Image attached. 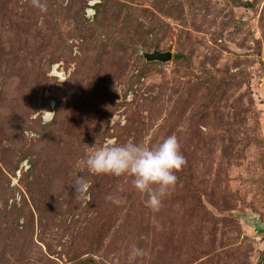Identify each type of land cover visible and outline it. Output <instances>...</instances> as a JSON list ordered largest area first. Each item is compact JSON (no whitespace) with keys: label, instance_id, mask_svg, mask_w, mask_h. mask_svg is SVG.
Instances as JSON below:
<instances>
[{"label":"rangeland","instance_id":"obj_1","mask_svg":"<svg viewBox=\"0 0 264 264\" xmlns=\"http://www.w3.org/2000/svg\"><path fill=\"white\" fill-rule=\"evenodd\" d=\"M169 135L186 163L158 211L131 177L78 172L107 139ZM134 246L133 264H264V0H0V264Z\"/></svg>","mask_w":264,"mask_h":264},{"label":"clouds","instance_id":"obj_2","mask_svg":"<svg viewBox=\"0 0 264 264\" xmlns=\"http://www.w3.org/2000/svg\"><path fill=\"white\" fill-rule=\"evenodd\" d=\"M38 6L44 10L43 5ZM49 119L45 117L44 123H48ZM185 163L186 160L175 135L163 137L159 142L148 145L132 141L120 144L115 139H107L101 146L88 153L78 172L83 173L86 170L91 175L131 177L132 187L146 195L145 205L153 211H158L163 199L177 182L178 177L175 172ZM71 185L78 199L84 200L89 196L92 185L84 175H77ZM106 199L117 205L123 202L113 196H108ZM89 201L90 198L85 200L86 206ZM145 254L144 249L132 247L128 255L129 264H133L137 258Z\"/></svg>","mask_w":264,"mask_h":264},{"label":"water","instance_id":"obj_3","mask_svg":"<svg viewBox=\"0 0 264 264\" xmlns=\"http://www.w3.org/2000/svg\"><path fill=\"white\" fill-rule=\"evenodd\" d=\"M143 57L146 61L167 62L172 58V53L171 51L162 52L160 50H153L151 52L143 53ZM253 225L257 232L263 230L261 223L256 218L253 219Z\"/></svg>","mask_w":264,"mask_h":264},{"label":"trees","instance_id":"obj_4","mask_svg":"<svg viewBox=\"0 0 264 264\" xmlns=\"http://www.w3.org/2000/svg\"><path fill=\"white\" fill-rule=\"evenodd\" d=\"M175 57L177 58V57H179V55H175Z\"/></svg>","mask_w":264,"mask_h":264}]
</instances>
